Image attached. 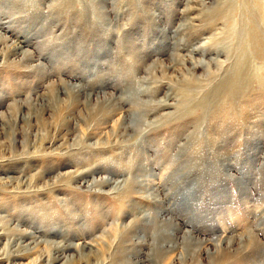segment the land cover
I'll list each match as a JSON object with an SVG mask.
<instances>
[{
    "label": "rangeland",
    "instance_id": "rangeland-1",
    "mask_svg": "<svg viewBox=\"0 0 264 264\" xmlns=\"http://www.w3.org/2000/svg\"><path fill=\"white\" fill-rule=\"evenodd\" d=\"M0 264H264V0H0Z\"/></svg>",
    "mask_w": 264,
    "mask_h": 264
}]
</instances>
